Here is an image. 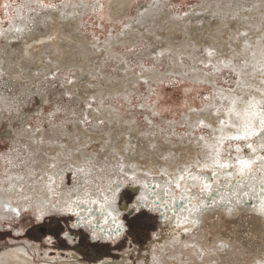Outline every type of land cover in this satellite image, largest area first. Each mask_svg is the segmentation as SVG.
Segmentation results:
<instances>
[{"label":"bare ground","instance_id":"1","mask_svg":"<svg viewBox=\"0 0 264 264\" xmlns=\"http://www.w3.org/2000/svg\"><path fill=\"white\" fill-rule=\"evenodd\" d=\"M69 1L65 0L60 12H50L51 16L34 12V18L30 14L19 22L13 21L8 35L0 29L3 39H6L4 45L0 42V81H4L6 89L12 88L8 95L17 101L34 94L32 88L39 89L38 85L48 74L63 68H78L86 82L94 85L93 89L81 87V91L80 87L73 86V89H66L67 93L73 94L76 90L79 102L87 103L93 99L98 107L96 111L82 110L81 113L74 108L62 111L67 116L70 113L78 115V120H85L84 116L100 120L108 127L97 135L75 125L73 134H65L62 127L58 129L59 125L49 121L46 122L51 127V135L48 136L53 139L45 147L41 142L47 135L45 130L36 133L27 129L14 131L16 139L25 137L33 149L31 152L16 146L18 150L10 156L12 165L0 185V215L18 217L32 212L41 222L51 216L72 218L73 230L86 232L94 243H109L115 247L127 230L123 221L127 211L120 208L119 198L127 187H133L135 200L130 209L139 214L147 211L160 220L159 229L153 233L149 245L152 264H264V44L260 42L264 38V0H206L196 12L207 16L193 14L185 21L166 13L167 0H151L139 6L136 18L128 22V31L134 33L119 39L122 45L146 39L150 42L149 51L143 52L145 58L155 54L159 62L161 57H165L168 61L166 73L184 76L187 71L192 81L203 80L214 88L215 105L207 107L201 115L190 117L194 126L201 124L210 128L211 131L206 133L212 137L200 134V137L190 138L186 146L169 140H157L154 146L151 142L143 146L134 145L132 139L137 136L135 126L128 127L132 131L128 138L121 137L120 118L105 104V100L113 95L123 96L131 83L127 82L128 85L106 78L102 71L105 69L104 59L93 61L90 55L99 48H105L108 54L106 61L115 62L118 70L126 69L125 59L110 51L109 48L115 46L114 42L107 46L95 41L87 43L73 32L82 15L100 8L102 4L93 2L86 6L80 2L73 7ZM127 5L128 0H114L111 18L126 17ZM17 12H20L19 8ZM254 16L259 17L258 22H253ZM31 17L40 32L27 42L43 45L48 40L51 43L22 48L27 57L14 56L18 47L10 40L24 34ZM206 18L215 19L218 26L209 23L195 34V23ZM223 24L228 31L233 30L232 24L238 29L233 30L235 33L230 32L233 35L231 40L220 46L214 30L222 32ZM176 27L184 30V39L180 43L174 42ZM13 30H17L18 35H13ZM240 31L247 35L241 36ZM42 34L44 37L40 36ZM250 35L253 37L248 38ZM69 40L80 45L78 51L73 50ZM60 41L64 42V47ZM197 41L202 42L201 47L206 51L202 56L194 53L201 48ZM34 49L38 52L35 53ZM47 54H51L50 64L45 61ZM183 59H188L190 65L185 66ZM209 63H213L216 70L233 71L236 76L231 77L230 73V80L237 79L235 91L217 88L212 84L211 76L200 75L198 65ZM153 73L142 76L146 80L151 76L161 79L158 73ZM126 77H130L128 81L134 85L141 76L128 71ZM17 85L21 87L18 89ZM39 92L41 103H48V94ZM11 133L13 131L2 136H10ZM97 142L103 145L100 153L96 154L89 150ZM68 173L73 174L69 182ZM148 184L154 188L148 189ZM175 203H181L178 209ZM215 218L221 223L208 224ZM231 222L238 223L237 228L247 223L244 230L248 237L243 233L246 239L243 236L236 238L241 230H229ZM199 224L205 226L201 234H198ZM228 231L230 234L226 233ZM235 233L238 235L233 237L231 234ZM67 236L72 243L70 234ZM236 242L240 244L238 250L234 249ZM28 246L27 243L13 246L1 255L0 264H36L28 257ZM223 252L224 256L221 255ZM123 256L119 262L107 259L100 264H130L128 251ZM42 264L82 263L76 254H69L65 263L45 259Z\"/></svg>","mask_w":264,"mask_h":264},{"label":"rangeland","instance_id":"2","mask_svg":"<svg viewBox=\"0 0 264 264\" xmlns=\"http://www.w3.org/2000/svg\"><path fill=\"white\" fill-rule=\"evenodd\" d=\"M150 1L151 0H128V5L125 7L126 17L118 20L111 18L114 11L112 9L114 0H98V2L97 0L69 1L70 5L73 7H77L81 3L86 6L89 4L92 5L93 2L102 4L100 8L98 7L91 12L82 15V20L79 21V26H77V29L73 32L78 34L81 39L83 38L82 41H86L87 43L95 41L99 45L105 46L112 42L115 43V46L113 45L112 48L109 49H111L110 51L115 55L125 59V70H118L116 69L115 62L106 61V56H108V54L105 48H99L97 51L100 53L96 54V51V53L94 52L93 55H90V59L93 61H98L100 58L104 59L105 69L102 70L104 76L112 80L116 79L117 81L124 82V84L127 82L132 84V82L128 81L131 76L128 78L126 77V72L128 71L133 72L134 75L138 77L141 76L136 84L129 85L127 83L130 88L128 87V89L124 90L123 96L113 95L108 97L105 100V104L110 106L112 111L120 118L122 130H120L119 133H121V137L128 138V134H132L131 129L128 127L135 126L134 129L137 130V136L132 139L134 145L143 146L145 143L151 142V144L153 143L152 146H154V142L157 140H169L174 144L186 146L189 144L190 138L195 136L200 137V134L212 137V135L208 134L209 132L206 133V131H211L210 128L202 126L201 124L194 126L190 122V117L196 114L201 115V113L203 114L205 112L207 107L215 105L213 100V86L203 80L192 81L190 79L191 74L187 73V71L184 72V76L178 75L177 73H166L168 61L165 57H161V61L159 62L157 61V55L155 54V56L153 55L149 57L150 59L145 58V53L143 54V52L149 51L148 44L150 42L146 39H138L136 44L122 45L119 42V39L131 34L130 32L132 31H128L130 26L128 22L136 18L138 7L149 3ZM167 1L168 5L166 13L170 16H175L178 20L185 21L190 18V16H193V14L197 17L207 16L206 14L196 12L199 7H202L206 0ZM258 3L260 4L261 2ZM258 3L256 5H259ZM64 6L65 0H0V29L8 35L9 28L13 26V21L19 22L27 18V15L29 16L30 14H32L33 17L34 12L36 14L46 13L48 16H51V13L54 14L55 12H60L59 10ZM18 8L20 9V12H17ZM19 16L20 18L22 17V19H20ZM32 17V22L29 21L27 23L26 30L23 32L24 34L18 37V39L15 38V36L14 39L10 40V43L16 45L19 50H16L17 53H13L14 56L18 57L24 55L27 57V52L25 53L22 48L26 49L29 46H43L46 42V44L51 43V41L48 40L43 45L38 42H27L33 36L39 35L40 32L36 30V27L34 26L36 21L33 19L34 17ZM258 19L257 16H254L252 20L253 22H258ZM234 22L236 21H233V23ZM209 23H215L214 26H218L213 18L199 19L195 23L196 26H194V33L197 34L199 31L204 30V27L208 26ZM233 25L234 24H232V29L236 31L238 27L237 25ZM221 27L223 31L220 33L214 30V33L218 34L217 42H219L220 46L231 40L233 35H231L230 32L235 33L233 30L228 31L225 24ZM174 30H176L173 31V34L176 35L174 42L180 43L184 39V30H181L178 27ZM13 31L15 32L13 35H18L17 30ZM132 33H134V31ZM44 35L42 34L40 36L44 37ZM240 35L244 36L247 35V33L245 32L244 34V32L240 31ZM3 36L4 35L0 36V42L4 45L6 39H3ZM252 37L253 35L248 36V38ZM260 42L264 44V38H262V41ZM59 43L64 47L63 41H60ZM68 43L74 46L73 50L75 51H78V48H80V45H76L70 40ZM81 43L83 42H80V44ZM198 44L199 47L202 46V42H199ZM20 45L22 46L21 48H19ZM189 48H191V46ZM20 49H22V51ZM232 49H234V47ZM34 51L36 53L38 52V49H34ZM195 51L197 52L194 53L198 56H202L206 52L202 47L197 48ZM212 51L214 52V50ZM43 52L48 51L43 50ZM142 54L143 58H141ZM49 55L51 56V54L45 55V61L50 64L52 62L50 61ZM153 57L156 58L152 59ZM183 64L189 66V60L183 59ZM97 65L100 64L98 63ZM209 65H211V67H209ZM121 67H123V65ZM48 70L49 69H47V71ZM143 71L145 73H158V75L161 76V79H154V76H151L146 80L147 78L142 76L145 74ZM198 71L202 76H211L214 80L212 84H215L214 86L217 88L235 91V82H237V79L236 81L233 80L234 82L230 79L236 75L232 73L230 77L229 70H216L214 64L209 63L207 65L199 64ZM43 74L44 73H42V75ZM249 79V82H251L252 78L249 77ZM6 80L7 79H5V81ZM3 84L4 81H0V86L2 87V89L0 87V185L2 184V179H4L6 172L12 165L10 156L15 155L14 152L18 150V147L21 146L22 149H30L31 152L33 149L32 143H29L25 137L22 139H16L14 131L27 129L30 133L31 131L36 133L41 129L45 130V134L47 135L44 136L41 141L43 143L42 147H45L46 143L53 139L48 136L51 135V127L48 126V123L46 122L49 121H54L56 125H59L58 129L62 127V133L65 132V134H73L75 125H81L86 132L90 134L95 133L97 135L101 134V130L108 127L106 123H102L100 120L95 121L86 116H84L85 120H82L81 118L78 120V115L70 113V115L67 116L62 111V109L66 108L69 110L74 108L75 111H78L79 113H81L82 110H86V112L96 111L97 103L93 99H89L87 103L86 101L79 102L78 99L80 97H76L78 94L76 90H73V94H68L66 91V89H73V86H77V88L80 87L81 91H83L81 87L93 89L94 85H90L86 82L83 73L78 68H63L57 72L50 73V75L48 74L45 78L43 77L42 83L38 85L39 89L38 87H33L34 94L28 98L17 99L20 103H17V101L13 100L8 95V93H11L12 88L6 89ZM20 87L21 86L17 88L19 89ZM38 90L41 91L39 92ZM38 92H46L48 94V103H41V98L39 97ZM95 95L96 94L92 96ZM13 98L16 99V97ZM92 101H94L93 104ZM87 104H92V107L87 106ZM24 111L27 113L24 114ZM41 113L43 114L40 115ZM214 115H217V113L214 112ZM9 131H13L10 136H2ZM102 145V142H97L89 151L94 150L96 154L100 153ZM67 181L69 182L70 178H68ZM68 185L70 186L71 182ZM122 195L127 203L132 202L133 198H135L128 189H126L121 196ZM121 196L119 198L120 203L122 199ZM123 221L126 223L128 232L123 240L114 247L109 243H94L86 235V232L82 230H73L72 225L74 221L72 218L51 216L41 222L35 218L34 213L32 212L23 213L18 217L3 214L0 215V257L1 255L3 256L6 251L11 250L13 246L27 243L29 244L28 257H30L31 260L33 259L36 264L44 263L45 259L47 261L56 260L57 262L63 261L65 263L69 260V254H76L82 264H100L107 259H112L113 262H119L123 259V255L126 251L129 253L130 264H152L153 260L149 251V245L152 241L153 233H156L159 229V218L155 215H151L147 211H142L140 214L137 212L133 214L126 213L123 216ZM217 223L220 224L221 222L216 218L208 221V224ZM238 225L239 224L236 222L228 224L229 230H241L238 232L240 233L239 235L238 233L231 235L233 237L238 235L236 238H243L245 235L247 236V232L244 230L247 223L244 226L242 225L240 227L241 229L237 228ZM204 229V225L198 226V234L203 233ZM196 230L194 231L195 233H197ZM191 233L192 231L189 232V234ZM226 233L230 234V231ZM68 234L72 237L76 236L74 242H78V244L74 245L73 242L70 243L71 240L68 238ZM129 234H131V236H129ZM245 237L244 239L248 236ZM46 240H49V244H47ZM53 240L54 243L50 246ZM210 240H212V237ZM237 243L238 242L234 245V249L236 250L239 249L240 245ZM223 254L225 255V252L221 253L222 256H224Z\"/></svg>","mask_w":264,"mask_h":264},{"label":"water","instance_id":"3","mask_svg":"<svg viewBox=\"0 0 264 264\" xmlns=\"http://www.w3.org/2000/svg\"><path fill=\"white\" fill-rule=\"evenodd\" d=\"M260 146L262 145V144H259ZM116 186H118V185H116ZM148 189H153L154 187L153 186H151L150 184H148ZM127 189L132 193V191H133V187H127ZM133 194V193H132ZM134 195V194H133ZM121 203H120V208L121 209H126V211H128L130 214H133L134 212L130 209V205H132L131 203H134V200H135V198H133V201L132 202H130V203H127L123 198V195L121 196ZM182 203V202H181ZM181 203H175V208L176 209H178L179 207H180V204ZM129 236H131V234H129Z\"/></svg>","mask_w":264,"mask_h":264},{"label":"flooded vegetation","instance_id":"4","mask_svg":"<svg viewBox=\"0 0 264 264\" xmlns=\"http://www.w3.org/2000/svg\"><path fill=\"white\" fill-rule=\"evenodd\" d=\"M72 229V228H71ZM89 238H91L88 234H86ZM67 238V237H66ZM68 239V238H67ZM72 239V238H71ZM73 240V239H72ZM69 241V240H68ZM92 241V240H91ZM74 243V242H73ZM95 243H97V242H95ZM76 244H78V242L76 243Z\"/></svg>","mask_w":264,"mask_h":264},{"label":"snow or ice","instance_id":"5","mask_svg":"<svg viewBox=\"0 0 264 264\" xmlns=\"http://www.w3.org/2000/svg\"><path fill=\"white\" fill-rule=\"evenodd\" d=\"M249 147H251V145H249Z\"/></svg>","mask_w":264,"mask_h":264}]
</instances>
